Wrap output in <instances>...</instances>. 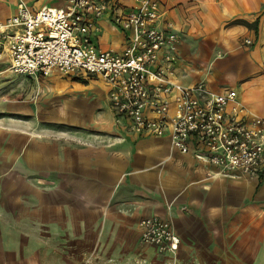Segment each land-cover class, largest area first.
<instances>
[{
	"label": "crops",
	"instance_id": "1",
	"mask_svg": "<svg viewBox=\"0 0 264 264\" xmlns=\"http://www.w3.org/2000/svg\"><path fill=\"white\" fill-rule=\"evenodd\" d=\"M26 2L32 11L63 5ZM15 11L16 0H0V21ZM160 11L179 40L175 80L200 81L211 61L207 86L235 90L245 112L264 117V0H161ZM234 19H257V33L227 26ZM98 26L93 43L122 50L108 15ZM243 38L253 44L239 47ZM101 83L109 106L70 99L49 144L37 123L0 122V264H45V253L55 264H171L140 241L139 222L154 215L181 239L174 264H264V181L219 173L193 148L173 149L168 131L131 133L115 121Z\"/></svg>",
	"mask_w": 264,
	"mask_h": 264
},
{
	"label": "built area",
	"instance_id": "2",
	"mask_svg": "<svg viewBox=\"0 0 264 264\" xmlns=\"http://www.w3.org/2000/svg\"><path fill=\"white\" fill-rule=\"evenodd\" d=\"M62 1L32 11L26 0H16L15 13L0 21V56L7 54L12 74L99 79L115 121L131 133L168 131L173 149L193 148L219 173L264 181V117L245 112L233 89L216 92L203 81L175 80L179 40L170 22L161 25V0H133L129 7L112 0ZM104 15L123 34L120 51L92 41ZM139 227L142 243L176 260L181 239L170 221L154 215Z\"/></svg>",
	"mask_w": 264,
	"mask_h": 264
},
{
	"label": "rangeland",
	"instance_id": "3",
	"mask_svg": "<svg viewBox=\"0 0 264 264\" xmlns=\"http://www.w3.org/2000/svg\"><path fill=\"white\" fill-rule=\"evenodd\" d=\"M1 12L7 13L9 10L5 9ZM252 44V39L250 43H246L244 38L238 41V46L241 48L249 47ZM217 55L224 56L222 52H218ZM210 65L211 61L206 66H200L204 67L200 81L207 84L206 75ZM70 99L83 103L84 107L95 103L96 111L103 110L105 104L109 106L108 100L105 98L104 86L100 80L89 79L86 84H83L70 76L60 74L37 78L19 76L12 74L5 65H0L1 123H5V120L7 122L19 120V122L37 123L38 126L43 127L45 143L49 144L47 134L50 130H55V119L59 117V112ZM2 128L0 126V129ZM43 255L47 259L45 264H55V260L51 261L52 256L49 253ZM171 264H174V261Z\"/></svg>",
	"mask_w": 264,
	"mask_h": 264
},
{
	"label": "trees",
	"instance_id": "4",
	"mask_svg": "<svg viewBox=\"0 0 264 264\" xmlns=\"http://www.w3.org/2000/svg\"><path fill=\"white\" fill-rule=\"evenodd\" d=\"M234 25H242L245 26L247 28H252L254 30L255 33H257L258 31V20L255 19L253 22L249 23L244 19H234L232 21H229L227 23V26H234ZM75 81L86 84L87 80L84 78H80V77H74L73 78Z\"/></svg>",
	"mask_w": 264,
	"mask_h": 264
}]
</instances>
